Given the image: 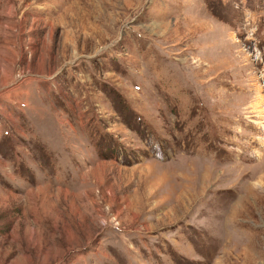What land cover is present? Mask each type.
Masks as SVG:
<instances>
[{
	"label": "rangeland",
	"instance_id": "374dc122",
	"mask_svg": "<svg viewBox=\"0 0 264 264\" xmlns=\"http://www.w3.org/2000/svg\"><path fill=\"white\" fill-rule=\"evenodd\" d=\"M0 264H264V0H0Z\"/></svg>",
	"mask_w": 264,
	"mask_h": 264
}]
</instances>
